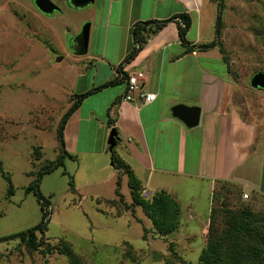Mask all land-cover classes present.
Returning a JSON list of instances; mask_svg holds the SVG:
<instances>
[{"label": "rangeland", "instance_id": "rangeland-1", "mask_svg": "<svg viewBox=\"0 0 264 264\" xmlns=\"http://www.w3.org/2000/svg\"><path fill=\"white\" fill-rule=\"evenodd\" d=\"M51 1L60 10L44 14L32 0H0V172L8 175L13 187L8 195L0 173V237L40 221L36 197L24 187L33 181L40 166L55 158V127L74 93L76 72L85 70L89 54L101 48L102 16L97 13L91 23L94 9L103 4L101 0L83 7H73L69 0ZM198 8L201 43L216 39V17L221 20L218 38L232 60L229 68L237 87L233 102L246 114L244 100L256 106L257 95H261L250 88L248 79L253 72L264 70V0H202ZM194 16L190 38L196 32ZM86 23L90 51L76 54L74 37ZM114 32L108 27L106 57L112 60L118 56L112 48ZM99 70L97 75L102 72ZM91 74L90 69L88 76ZM84 79L80 78L79 85ZM37 146L40 154L35 158L33 148ZM86 160L79 155L65 157L62 165L40 176L38 190L48 201V221L45 230L37 232L38 237L43 241L47 238L50 244L65 240L82 264H197L206 235L207 199L203 200V195L180 199L177 229L156 236L138 206L125 208L131 203L127 176L106 173L95 180ZM116 181L121 201L114 191ZM219 187L220 182H216L215 190ZM224 187L230 189L226 192L228 205L247 206L264 216V206L257 204L260 201L254 194L231 182ZM242 193L247 198H242ZM261 225L264 231V218ZM0 264L68 262L55 251L43 254L30 250L14 238L0 241Z\"/></svg>", "mask_w": 264, "mask_h": 264}, {"label": "crops", "instance_id": "crops-1", "mask_svg": "<svg viewBox=\"0 0 264 264\" xmlns=\"http://www.w3.org/2000/svg\"><path fill=\"white\" fill-rule=\"evenodd\" d=\"M101 1L91 17L92 23L97 13L102 16L101 48L89 54L85 70L76 72L72 90L80 93L113 77L120 82L82 98L64 123V149L74 157L86 158L84 163L95 180L106 173L121 175L111 163L106 143L108 131L114 127L117 140L113 153L129 166L140 187L152 192L164 190L179 206L180 199L193 200L202 195L207 199L205 228L216 181L240 186L264 206V92L252 88L261 95H257L256 106L244 100L246 114L236 108L232 94L237 87L229 68L232 60L226 53L225 62L217 47L184 51L175 20L169 21L122 67L125 77L141 71L140 87L154 93V98L148 103L121 100L125 77H119L116 66L127 51L133 22L186 12L191 25L195 15V36L188 37V28L185 38L188 46L198 44V7L202 0ZM108 27L116 31L112 42L118 53L115 60L106 57ZM90 46L91 36L85 53H75L84 55ZM99 69L102 72L97 75ZM80 78L86 79L79 85ZM175 104L198 106L197 125L187 128L174 118L170 108Z\"/></svg>", "mask_w": 264, "mask_h": 264}, {"label": "trees", "instance_id": "trees-1", "mask_svg": "<svg viewBox=\"0 0 264 264\" xmlns=\"http://www.w3.org/2000/svg\"><path fill=\"white\" fill-rule=\"evenodd\" d=\"M176 23L178 40L184 51L191 50H206L217 47L225 61L227 58L223 54L224 49L219 40L221 33V20L217 16L215 21V36L216 39L205 43L192 44L188 46V41L185 34L190 26V17L188 13L182 12L170 16L165 19H148L144 21H135L129 27V44L125 55L116 66V71L122 79L125 73L122 71L123 65L128 63L136 53L142 48L147 40L158 32L167 22L174 21ZM226 62V61H225ZM120 82V79L113 77L103 84L88 89L80 93H72L69 96V105L62 113L55 127V138L57 140V154L54 159H50L43 166H40L35 174L32 182L24 187L25 192H32L39 204L41 211L40 221L33 227L24 231L0 237V241L17 238L25 247L30 250H37L43 254H49L53 251L63 255L68 264H82L77 254L73 252L68 242L63 239H58L55 243L50 244L47 240L37 236V232L42 233L46 228L47 205L48 201L41 195L38 190V181L42 174L49 172L53 168L62 165V160L65 157L72 158L70 153L64 149L62 129L64 123L71 112L78 106L82 98L88 94L105 86L113 85ZM110 125L111 121H107ZM114 127H110V130ZM35 150V158L40 154ZM111 161L115 169L127 176V184L129 187L130 205H125V208L138 206L143 215L149 220L151 228L156 236H165L178 227V218L180 207L177 201L166 191L157 190L143 199L138 195L140 187L138 180L133 175L129 166L113 153V148L110 151ZM1 173V176L6 181V193L11 195L13 192L12 183L8 175ZM220 182V187L215 190L213 187L210 199L209 210L207 213L206 235L204 245L198 254L197 264H263L264 263V231L261 222L263 214L254 211L247 206L233 208L228 205L226 192L230 191L228 187H224L227 181ZM118 181H116L115 194L117 200H122L121 194L118 192ZM73 190V188H70ZM98 202V201H97ZM189 264L188 262H181Z\"/></svg>", "mask_w": 264, "mask_h": 264}, {"label": "water", "instance_id": "water-1", "mask_svg": "<svg viewBox=\"0 0 264 264\" xmlns=\"http://www.w3.org/2000/svg\"><path fill=\"white\" fill-rule=\"evenodd\" d=\"M73 7H83L91 4L93 0H69ZM33 5L37 10L44 14H50L54 11H59V7L51 0H32ZM88 38V23H86L79 33L74 37V51L79 53H85ZM61 57H57L56 61L60 60ZM248 84L251 88L260 89L264 92V70H258L253 72L248 79ZM200 108L196 105H184L175 104L171 106V115L178 119L185 127L190 128L197 125L199 120ZM117 140L116 131L111 129L107 136V149L111 151ZM111 160V158H110ZM112 163V161H111Z\"/></svg>", "mask_w": 264, "mask_h": 264}, {"label": "built area", "instance_id": "built-area-1", "mask_svg": "<svg viewBox=\"0 0 264 264\" xmlns=\"http://www.w3.org/2000/svg\"><path fill=\"white\" fill-rule=\"evenodd\" d=\"M142 78L141 71H134L126 75L125 77V89L124 94L121 97L123 101L139 100L141 103H148L154 98V93L143 91L140 87V80ZM152 191L148 188L142 187L139 191V196L143 199L149 197ZM242 198H247L246 193L241 194Z\"/></svg>", "mask_w": 264, "mask_h": 264}]
</instances>
